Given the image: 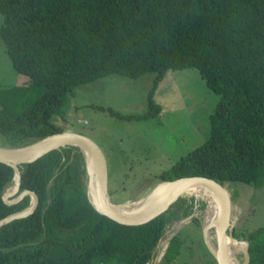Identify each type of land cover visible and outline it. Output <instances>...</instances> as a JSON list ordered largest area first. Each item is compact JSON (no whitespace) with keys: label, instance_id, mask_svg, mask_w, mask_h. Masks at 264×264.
Returning a JSON list of instances; mask_svg holds the SVG:
<instances>
[{"label":"trees","instance_id":"trees-1","mask_svg":"<svg viewBox=\"0 0 264 264\" xmlns=\"http://www.w3.org/2000/svg\"><path fill=\"white\" fill-rule=\"evenodd\" d=\"M0 13L6 54L27 77L26 84L0 88L4 147L65 131L53 116L67 94L111 75L155 73L146 116H157L152 93L166 73L193 68L218 96L209 135L148 188L182 178L264 185V0H0ZM19 173L9 199L28 190L36 205L0 227V264H146L166 228L191 214L185 198L140 222L101 214L88 198L77 147L53 150ZM13 178V169L0 163V221L30 204L29 196L2 201ZM243 240L248 264H264V226ZM179 250L176 232L161 260ZM233 250L229 244L232 259Z\"/></svg>","mask_w":264,"mask_h":264},{"label":"rangeland","instance_id":"rangeland-1","mask_svg":"<svg viewBox=\"0 0 264 264\" xmlns=\"http://www.w3.org/2000/svg\"><path fill=\"white\" fill-rule=\"evenodd\" d=\"M1 20L0 13V24ZM154 76L155 73H147L129 79L111 75L80 84L67 94L53 116L56 124L64 123L67 131L86 136L99 149L107 167L109 193H114L109 197L113 205L132 203L129 199L153 189L156 185L148 187L156 182L157 176L203 144L209 135V115L218 96L206 87L198 71L193 68L168 71L152 93L160 114L146 116ZM26 83L27 77L19 76L12 68L0 37V88ZM0 147H4L1 135ZM215 187L223 196L224 221L232 223L234 238L243 240L249 231L264 226V185L216 182ZM207 196L205 191L196 198L180 197L190 201L191 214L175 220L165 230L169 239L178 232L179 254L146 264H216L202 229ZM210 235L215 243L212 227ZM236 249L233 253L241 264L240 247L235 252Z\"/></svg>","mask_w":264,"mask_h":264},{"label":"water","instance_id":"water-1","mask_svg":"<svg viewBox=\"0 0 264 264\" xmlns=\"http://www.w3.org/2000/svg\"><path fill=\"white\" fill-rule=\"evenodd\" d=\"M65 147H77L84 155L86 170L89 172L87 192L92 206L101 214L107 215L121 222L134 223L146 220L154 214L164 210L171 202L180 198L181 194L190 187H201L210 192L214 195L215 199H217L216 226H214L217 240L215 243H213L210 235V227L207 229L205 225L202 226L204 240L210 254L215 259L216 264H229L231 255L228 252V249L226 250L222 245V243L225 244L224 238L228 235L230 239L235 240V242L240 245L242 253L241 264H248L247 243L245 240L234 238L232 235V223L224 221L223 196L216 189V182L196 178H182L170 182L165 181L159 183V185L165 186L159 194L152 198H147L141 204L123 210L112 208L114 205L110 202L107 192V167L105 166L104 159L99 149L95 146L94 142L86 136L67 130L46 135L24 147H0V163L10 166L14 171V183L4 192L2 195V201L5 204L10 205L18 202L25 196L30 197L29 206L22 211L1 220L0 227L7 222L28 215L34 210L36 205V195L28 190L22 191L18 196L11 200L9 199V197L16 192L20 186L19 168L22 165L38 160V158L53 150ZM163 255L164 253L162 254V257ZM233 259L235 264H239L235 257H233Z\"/></svg>","mask_w":264,"mask_h":264},{"label":"bare ground","instance_id":"bare-ground-1","mask_svg":"<svg viewBox=\"0 0 264 264\" xmlns=\"http://www.w3.org/2000/svg\"><path fill=\"white\" fill-rule=\"evenodd\" d=\"M87 172V179H88V175L89 172L86 170ZM88 181V180H87ZM163 188H165L164 185H156L155 187H153V189H149L146 194L143 196L142 199L136 201V202H126L120 205H114L112 206V208H116V209H130L133 208L134 206L141 204L143 201H145L147 198H152L154 196H156L157 194H159ZM206 190L201 188V187H190L188 189H186V191H184L181 196H193V197H200L198 195V192L202 193L205 192ZM207 193V197H208V207H207V214L204 216V225L206 226V228L208 229L209 227L212 226V228H214V226H216V214H217V199H215L214 195L210 194V192L206 191ZM200 199V198H199ZM200 204V203H199ZM113 205V204H112ZM169 234V233H168ZM167 232H165V234L163 235L162 239L160 240V243L155 251L154 254V259L157 262L161 257L162 254L164 253L165 248L168 245V235ZM209 234V233H208ZM173 237V234L170 235V238ZM224 242L225 244L222 243V245L225 247V249H228V245H233L234 247H236L237 249L235 250V252L238 250V248L240 247V245L235 242V240L230 239V237H228V235H226V237L224 238ZM221 245V246H222ZM228 252L230 253L229 249ZM231 255V253H230ZM234 259H232V256L230 258L229 264H233Z\"/></svg>","mask_w":264,"mask_h":264},{"label":"flooded vegetation","instance_id":"flooded-vegetation-1","mask_svg":"<svg viewBox=\"0 0 264 264\" xmlns=\"http://www.w3.org/2000/svg\"><path fill=\"white\" fill-rule=\"evenodd\" d=\"M232 233H233V231H232ZM233 235V234H232Z\"/></svg>","mask_w":264,"mask_h":264},{"label":"crops","instance_id":"crops-1","mask_svg":"<svg viewBox=\"0 0 264 264\" xmlns=\"http://www.w3.org/2000/svg\"><path fill=\"white\" fill-rule=\"evenodd\" d=\"M174 234V233H173Z\"/></svg>","mask_w":264,"mask_h":264}]
</instances>
